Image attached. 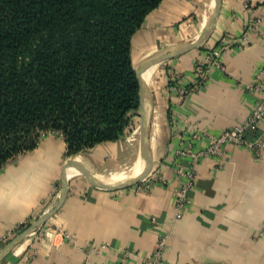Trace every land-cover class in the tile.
<instances>
[{
	"label": "crops",
	"instance_id": "obj_1",
	"mask_svg": "<svg viewBox=\"0 0 264 264\" xmlns=\"http://www.w3.org/2000/svg\"><path fill=\"white\" fill-rule=\"evenodd\" d=\"M212 5L213 0H162L132 37V66L133 59L138 67L193 43ZM223 44L232 45L219 59L221 70L208 69L206 54ZM202 47L151 66V79L144 81L152 114L149 175L130 188L110 191L90 186L77 172L65 174L66 192L56 213L0 264H145L164 234L160 264H264V155L227 144L222 157L201 158L193 167L190 201L179 220H173L172 197L183 182L174 166H189L186 159L175 158L180 140L193 129L215 136L239 126L257 102L247 86L264 65V0H220ZM197 68L208 69L207 76L191 90L198 82ZM255 135L264 137V120L246 137ZM123 138L65 157L62 139L47 133L33 150L5 163L0 169V237L7 240L0 249L23 231H14L17 226L28 228L56 206L67 161L79 163L95 179L124 175L121 168L94 173L117 158ZM126 142L137 152L139 141L127 137ZM206 145L205 139L193 142L194 149Z\"/></svg>",
	"mask_w": 264,
	"mask_h": 264
},
{
	"label": "trees",
	"instance_id": "obj_2",
	"mask_svg": "<svg viewBox=\"0 0 264 264\" xmlns=\"http://www.w3.org/2000/svg\"><path fill=\"white\" fill-rule=\"evenodd\" d=\"M161 1L0 0V169L47 133L70 157L131 132V40Z\"/></svg>",
	"mask_w": 264,
	"mask_h": 264
},
{
	"label": "built area",
	"instance_id": "obj_3",
	"mask_svg": "<svg viewBox=\"0 0 264 264\" xmlns=\"http://www.w3.org/2000/svg\"><path fill=\"white\" fill-rule=\"evenodd\" d=\"M231 45L232 44H223L213 50H210L206 54L205 58L206 64L208 66L207 68L221 70L219 59L223 52L230 48ZM197 69L199 70L197 72L198 82L194 87L190 88L191 90H193L197 85L202 84L207 76L208 69ZM247 90L255 92L258 95V99L241 125L224 130L215 136L207 135L197 131L196 129H193L185 140H180L178 149L175 152V158L177 160L186 159L189 166L184 169L179 165H175L173 168L174 173L183 179V182L180 184L179 188L172 194L173 220H179L185 208L189 204L190 200L188 197V192L193 186L195 177L193 167L201 158L222 157L223 147L227 144L243 146L244 148L251 151L255 157L259 156L260 154L264 155L263 136H257L251 141L245 140L243 137L246 131H255L259 122L264 120V65L256 68L252 82L247 86ZM184 92V90H180L178 92L179 96L182 97ZM198 139L207 140V145L201 149H194L193 142ZM20 226H17L14 231H18ZM167 238V234L159 236L156 245L145 264H160L161 254ZM5 240H7L5 236L0 237V242Z\"/></svg>",
	"mask_w": 264,
	"mask_h": 264
},
{
	"label": "water",
	"instance_id": "obj_4",
	"mask_svg": "<svg viewBox=\"0 0 264 264\" xmlns=\"http://www.w3.org/2000/svg\"><path fill=\"white\" fill-rule=\"evenodd\" d=\"M219 5L220 0H213V5L210 11V14L206 20V24L203 28V30L199 33V36L197 40L193 43L180 46L178 48H175L173 51L163 52L154 58L143 62L140 66L133 69V72L135 74V78L137 81V87H138V129H139V137L141 140V147H142V154L145 161V168L141 174H139L137 177L119 182L114 184H106L104 182H100L93 178V176L79 163L69 160L65 163L62 174L60 177V189L58 193V202L56 206L51 209L46 214L42 215L40 218H38L33 224H31L28 228L23 230L21 233H19L17 236H15L12 240H10L3 248L0 249V260L8 254L19 242H21L24 238H26L35 228L38 226L43 225L47 219H49L52 215L56 213L59 206L61 205L65 192H66V171L68 169H72L75 172H77L79 175H81L87 183L98 189H104V190H124L127 188H130L137 183L141 182L145 177H147L151 171L152 167V153H151V137H150V126H151V109L148 106V104L145 102V85L143 84L141 80V75L151 66L158 65L166 60H169L175 56H178L180 54L186 53L191 50H199L207 41L212 28L215 24L217 14L219 11Z\"/></svg>",
	"mask_w": 264,
	"mask_h": 264
},
{
	"label": "rangeland",
	"instance_id": "obj_5",
	"mask_svg": "<svg viewBox=\"0 0 264 264\" xmlns=\"http://www.w3.org/2000/svg\"><path fill=\"white\" fill-rule=\"evenodd\" d=\"M136 67H137V63L133 59V68H136ZM130 117H131V126H132L131 132L128 133L120 141L121 142L120 144L122 145L123 150L120 152V154L117 156V158L115 160H111L110 162L105 164V166H108V168L105 167V169L103 170V166H99V167H97V169H95L96 171L94 173L98 174V175H100V174L104 175L107 170L108 171H112V170L116 171V170H119L120 168L122 169L120 171H122V172L126 171L124 175L120 174V175H117L118 177L114 176L113 178L106 179L108 181L112 180L114 182H123V181L129 180L130 177H135L136 174H138V172H139V170L134 171L135 170L134 169L135 164L140 159V155H142L141 140L139 137V129H138V110L135 113V115L131 114ZM127 137H129L130 142H132V141H135V142L139 141L140 142V145H139L137 152H134V148L131 147V145L129 146L127 144V142H126ZM95 174H93V175H95Z\"/></svg>",
	"mask_w": 264,
	"mask_h": 264
},
{
	"label": "bare ground",
	"instance_id": "obj_6",
	"mask_svg": "<svg viewBox=\"0 0 264 264\" xmlns=\"http://www.w3.org/2000/svg\"><path fill=\"white\" fill-rule=\"evenodd\" d=\"M153 66H154V65H153ZM154 70H155V67H152V68L149 67V69H147V70L141 75V80H142L143 84H144V81L147 83V82L149 81V79H151L150 76H152V73L154 72ZM144 85H145V84H144ZM148 100H149L148 97H146V98L144 99V103H145V102L148 103ZM151 124H152V123H151ZM150 134H151V126H150ZM137 160H138V159H137ZM144 168H145V161H144V157H143V154H142V155H140V159H139V160L137 161V163L135 164V168H134L135 170H134V171H138V170H139L138 174H136L135 177H137L139 174H141V173L143 172ZM66 172H67V173H66L67 177L70 176V175H74V174H76V172H75L74 170H72V169H68ZM116 177H118V176H116ZM135 177H130L129 179H131V178H135ZM111 178H113V177H111ZM105 179H106V178H105ZM105 179L97 178L96 180H98V181H100V182H104V183H106V184L119 183V182H114V181H112V180L108 181V180H105Z\"/></svg>",
	"mask_w": 264,
	"mask_h": 264
}]
</instances>
